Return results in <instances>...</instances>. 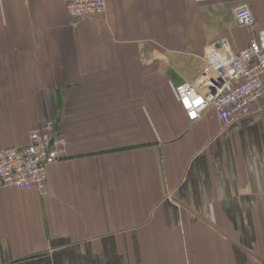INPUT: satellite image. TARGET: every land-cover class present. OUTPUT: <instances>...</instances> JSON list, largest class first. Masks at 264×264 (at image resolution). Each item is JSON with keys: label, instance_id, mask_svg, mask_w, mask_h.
Masks as SVG:
<instances>
[{"label": "crops", "instance_id": "obj_1", "mask_svg": "<svg viewBox=\"0 0 264 264\" xmlns=\"http://www.w3.org/2000/svg\"><path fill=\"white\" fill-rule=\"evenodd\" d=\"M68 1L0 0V149L47 121L68 143L46 194L0 186V264H264V97L228 125L189 122L178 98L216 40L239 51L264 29V0L85 18Z\"/></svg>", "mask_w": 264, "mask_h": 264}, {"label": "built area", "instance_id": "obj_2", "mask_svg": "<svg viewBox=\"0 0 264 264\" xmlns=\"http://www.w3.org/2000/svg\"><path fill=\"white\" fill-rule=\"evenodd\" d=\"M198 2L206 0H196ZM107 0H69L71 17L104 16ZM241 26L253 29L255 14L248 4L235 7ZM204 66L189 83L178 88L181 109L187 120L198 122L209 109L228 125L251 112L264 97V29L250 43L233 51L226 39L216 40L203 56ZM67 139L53 121L34 129L25 145L0 149V186L47 193L48 167L65 156Z\"/></svg>", "mask_w": 264, "mask_h": 264}]
</instances>
